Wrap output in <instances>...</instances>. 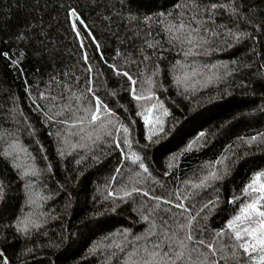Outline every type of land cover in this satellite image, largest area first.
<instances>
[{
	"label": "trees",
	"instance_id": "obj_1",
	"mask_svg": "<svg viewBox=\"0 0 264 264\" xmlns=\"http://www.w3.org/2000/svg\"><path fill=\"white\" fill-rule=\"evenodd\" d=\"M73 9L84 21H77L80 36L72 28ZM181 24V39L173 41L167 28ZM192 29L197 54L186 57L190 45L184 38ZM109 64L129 72L145 95L151 78L154 97L134 100L130 81ZM193 70L186 83H176L177 75ZM90 76L95 97L114 113H102L95 127L102 123L113 135L95 144L80 141L86 146L73 150L79 137L64 144L49 135L63 126L46 124L44 113L67 103L94 109ZM121 125L129 129L128 144L116 132ZM150 129L156 133L151 139ZM201 132L205 137L185 151ZM261 134L264 0H0V152L18 140L27 149L19 162L38 171L21 178L13 162L0 156V264H142L145 249L160 242L167 248L173 233L183 237L178 225L189 216L196 217L198 238L219 243L215 256L197 245L204 255L186 254L187 264H237L221 258L231 256L233 242L216 233L226 231L248 199L243 189L264 173ZM210 166L222 178L193 193L191 183ZM125 190L131 195L124 196ZM176 195L188 197L187 212L167 204L156 208L151 198L176 203ZM237 259L247 258L241 251Z\"/></svg>",
	"mask_w": 264,
	"mask_h": 264
},
{
	"label": "snow or ice",
	"instance_id": "obj_2",
	"mask_svg": "<svg viewBox=\"0 0 264 264\" xmlns=\"http://www.w3.org/2000/svg\"><path fill=\"white\" fill-rule=\"evenodd\" d=\"M235 11V9H233ZM70 17L73 18L72 28L77 36H80V29L77 26V21L80 25L84 24V21L80 19V16L78 15L77 11L75 9L71 10L69 13ZM151 17H147L146 20H150ZM185 26L183 24L176 26L172 25L167 28V31L171 34V38L173 41L180 40L181 37L179 35H176V33H181L184 31ZM196 29H192L188 32L187 36L184 38V42L190 45L187 51L184 52V55L187 57L189 55H196L197 53L194 51V48L196 47V38L193 36V33L196 32ZM89 36H92V33H88ZM95 43V41L93 40ZM155 45L152 43L148 44V47H154ZM97 49L99 50L100 45L96 44ZM119 55V52L117 53ZM103 59V57H101ZM147 59V57H145ZM85 63H88V57L87 55L84 56ZM13 64H15V61H12ZM177 64H180L179 61H177ZM108 67L112 68L114 72H116L117 75H122L124 77H127V79L130 81L131 89L130 94L132 95V98L136 101H142L151 99L154 97V93L151 92V78L147 81L149 84L148 93L149 95H145L143 91H138L136 88L137 81L133 79V76L127 72H120V70L115 66L109 64ZM89 73L93 71L91 67L88 68ZM153 75H158V72L153 73ZM196 75L195 70H193L192 73L185 72L183 76L177 75L175 78V81L178 85L186 83L190 76ZM91 76L89 77V87L87 91L93 95V98L95 99V106L94 109L88 108V107H79L77 106L75 109L73 108L71 103L64 104L62 107L59 108L58 111H52L51 109L49 112H45V123L46 124H52L57 126H63L62 130L60 128L57 129L55 133L49 132V135L55 134L64 144L71 143V137L78 136L79 141L76 143H72V149L75 150L77 148L85 147L86 145L84 143H81L80 141H91V143L95 144L98 141H101L104 136H112V132L110 130H107L105 126L101 123L99 128H96L98 122L101 121V114H106L108 116L114 115V113L111 112L109 107L105 105L99 97H95L93 88L91 87ZM41 99H46L47 97L44 95V93H41L40 96ZM52 100L55 101L56 97H52ZM77 105H79L80 97H75ZM157 105H152V108H156ZM160 108H163V105H159ZM152 109H146L145 111H151ZM68 113L70 115L65 117V114ZM78 113H83L82 115ZM138 115H143V112H138ZM163 115L167 116L168 112L165 109L163 112ZM111 123V121H109ZM145 123H149L147 116H145ZM160 127L159 131H163V122L158 121ZM85 125H87L89 128H91V131H87ZM63 131V135H62ZM117 133L123 132L124 139L123 143L128 144L129 141L127 139V134L129 132V129L123 125H121L119 128L116 129ZM150 135L149 139L152 138V135H155V131L150 129ZM35 129L32 130V135L35 136ZM262 138H264V134H261ZM205 137V133L201 132L198 134V136L195 138L194 141L190 142L186 147L185 151L191 150L193 144L197 143L201 139ZM2 138V137H0ZM115 140L118 141V137H114ZM252 141L256 140V137L251 138ZM37 143L39 141L37 140ZM117 147H120V143H116ZM41 152L43 153L45 151L43 145H40ZM27 153V149H24L19 146V142L14 141L13 143L9 144L8 147L3 151L0 152V156H3L5 159H9L13 162V166L17 169V171L20 173L21 178L27 177V176H36L38 175L37 169L34 167V165H24L20 163V153L21 152ZM58 153L61 156L65 155V151L62 148H58ZM30 155V154H29ZM45 159L47 157L45 156ZM138 159V158H137ZM136 161L133 160V163ZM79 163V161H78ZM217 164L223 163V161H217ZM140 167L147 172L148 169L144 167V165L141 163ZM210 169L207 174L203 175L201 178H199L198 182L191 183L190 187L193 190V193L195 190L206 188L211 186V182H214L216 180L221 179V175L218 173L217 169L214 166H210ZM49 170H51V166H49ZM119 172L120 169H117ZM28 187H31V183L29 182ZM132 191L139 192L140 190L137 188H133ZM131 195L130 192L127 190L124 191V196ZM144 196H149L150 194L148 192L143 193ZM243 195L248 197L247 201L240 207L237 214L229 220V222L226 225V231L221 230L216 233L217 238L227 237L228 240L232 241L231 246V256L230 257H224L222 256V259H232L236 260L237 264H264V173H258L253 177V180L246 185V187L243 189ZM4 196V186L0 184V199H3ZM152 199H155L157 201L156 208H159L161 204H167L171 205L172 207H175L181 212H187L188 209L185 206L184 200L188 197H182L180 195H176L175 200L176 203H173L171 199H163L161 196H152ZM238 199V198H236ZM234 201H229V203H233ZM209 204H215L214 201H210ZM209 204H205L204 207L208 208ZM156 209H153L155 212ZM164 211H168V209H164ZM199 215V213H197ZM147 219V217H145ZM196 220L195 216H189L186 220V223H181L178 225V231H182L184 233L182 238L177 239L176 234L173 233L171 239L173 241V244H175L178 247V250H174L173 244H168L167 248L164 247L165 242L155 243L153 244V247L151 249H145L147 252V257L142 261V264H177L179 261L180 264H187V261L185 260L186 254L188 256H191L193 253L199 257L200 255H204V253L200 252V249L196 247L197 245L202 246L203 248H206L211 255H216V245L219 243V240L217 239L215 242H209L205 239L198 238L195 235V226L193 225V221ZM25 221H20V224H24ZM156 225L153 224L151 228H155ZM20 231H26V227L18 228ZM189 243L193 245V247L189 248ZM242 251L243 256L246 257V260H239L237 257L239 256L240 252ZM3 264H8V261L6 259L3 260ZM191 264H197V260H192ZM200 264H203L201 261ZM211 264H216L215 261H212Z\"/></svg>",
	"mask_w": 264,
	"mask_h": 264
}]
</instances>
